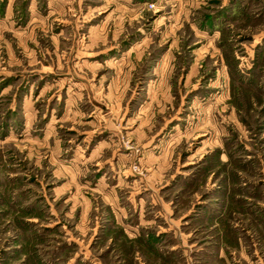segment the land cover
Instances as JSON below:
<instances>
[{
  "label": "rangeland",
  "instance_id": "1",
  "mask_svg": "<svg viewBox=\"0 0 264 264\" xmlns=\"http://www.w3.org/2000/svg\"><path fill=\"white\" fill-rule=\"evenodd\" d=\"M0 264H264V0H0Z\"/></svg>",
  "mask_w": 264,
  "mask_h": 264
}]
</instances>
